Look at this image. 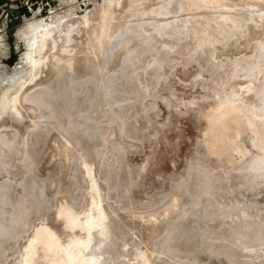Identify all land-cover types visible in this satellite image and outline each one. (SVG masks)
<instances>
[{
	"label": "bare ground",
	"instance_id": "1",
	"mask_svg": "<svg viewBox=\"0 0 264 264\" xmlns=\"http://www.w3.org/2000/svg\"><path fill=\"white\" fill-rule=\"evenodd\" d=\"M119 2L105 0L94 11L86 10L84 16L79 18H75L76 10L73 9L68 15L74 17L70 22H66L67 18L62 20L55 16L50 25L38 20L31 23L28 29H24L26 20L33 19L41 9H34L27 16L26 10L19 11L12 7L13 0L9 4L0 3V28L5 29L4 37L9 42L8 58L1 62L11 65L10 68L14 67L21 61L22 52L27 50L24 62L30 68V74L18 82L13 94L20 104V129L11 130L7 126L0 129V169L10 161L13 165L11 170L15 173L20 171L19 164L14 162L17 159L16 154H13L15 146L20 143L22 129H30V124L39 116L42 120L35 122V128L28 134L25 160L38 161L39 153L44 150L47 152L49 148L50 134L56 132L52 140L53 158H60L67 164L73 162L70 170L67 169L69 172L64 174L63 163H60L52 175V182L47 179V185H44L50 193L48 196L44 193L43 198L54 206L56 196L65 192L80 202V208L69 210L63 206V209H58L57 216L48 225L41 223L31 228L27 243L23 244L16 259L7 264H36L35 256L39 253L45 258L43 264H154L155 255H148L147 249L163 232V224L157 220L138 219L136 226L144 229H140L142 243L139 245L132 241L127 244L124 242L126 233L122 232L125 230L128 235L130 230L117 219L111 221L112 230L103 228L104 232L98 236L96 222L100 221L102 207L98 203H102V196L98 193L99 188L94 186L92 177L103 173L92 172L89 166L95 168L110 163V188L125 192L130 201H137L129 183L135 184L151 163L147 161L149 165L143 164L147 166H134L127 157H119V152L110 156L105 151L104 143L99 141L102 119L117 121L130 138L140 137L142 129L139 130V122L144 119L156 134L147 135L157 137L163 127L171 124L172 117H169V121L164 120L168 123L160 124L154 115V108L157 107L153 108L150 98L155 96L170 112L173 108L176 110V105L157 87L160 83L167 86L172 77H178L179 70L173 72L176 58L188 55L191 51H197L193 59L201 71L192 77V81L200 83L212 93L202 97L204 100L211 97L214 102L206 106L203 113L205 123L186 156L183 171L171 175L161 195L168 192L172 181L182 180L183 184L192 187L194 207L201 209L199 216L203 211H223L221 206L228 202H234L230 209L233 214L228 213L227 217L215 218L208 223L204 221L207 223V233L198 229L195 220L178 222V226L172 228L174 235L170 233L175 242L165 253L172 257H186L199 264H264V203L257 198L264 192V6L254 0H128L124 3V12L127 14L124 18H140L135 25L128 26L125 23L116 24L118 19L115 9ZM49 10H46L47 13ZM91 19L95 22L90 28ZM148 29H151L150 33ZM211 30L215 33L213 37L210 36ZM145 36L148 37V49L151 52L141 58L140 67L137 68L129 60L123 59L125 45L131 38L139 40L138 43H145ZM184 38L185 41L177 47ZM245 39L256 44L255 55L250 60L257 59V66L250 69L248 65L244 72L236 68V73L221 83L206 81L205 74L213 76L217 72L214 66L221 42L234 45ZM72 41L76 44L80 42L82 46L75 47ZM17 46H21L18 57L8 63L12 48ZM74 50L83 53L80 60L70 59L67 67L50 73L49 65L58 60L59 52L71 53ZM13 73L16 72L13 70ZM242 77L247 80L239 82ZM10 97V94L4 95L0 105L2 123L9 121ZM26 101L40 111L38 115L30 111ZM82 102L86 103L85 108ZM109 102L126 103L127 109L121 111V106H116L109 108L107 113L105 107ZM193 104L187 101L185 108L192 110ZM76 113L78 118L73 117ZM75 133H78V137ZM59 134L63 138H74L75 146L68 144L65 139L61 143ZM76 151L81 154L72 156ZM88 184L89 194L87 200L83 201L81 191ZM204 186L208 188L203 189ZM19 193L21 205L15 207L16 204L13 205L11 200L7 202L10 198L5 201L12 204V207L6 206L7 212H14L0 227V241L7 240L15 233L21 223V213H27L28 206L26 211L22 210L23 202L26 201L23 198L24 191ZM161 200L154 198L147 202L153 201L155 205ZM180 207L181 203L176 201L164 214L165 220L178 215ZM72 211H75L74 214ZM241 215L244 219L235 218ZM129 218L124 219V222H128ZM213 240L218 242L211 243ZM245 250L255 252L254 256L245 254ZM3 262L0 257V264ZM164 263L172 264L167 260Z\"/></svg>",
	"mask_w": 264,
	"mask_h": 264
},
{
	"label": "rangeland",
	"instance_id": "2",
	"mask_svg": "<svg viewBox=\"0 0 264 264\" xmlns=\"http://www.w3.org/2000/svg\"><path fill=\"white\" fill-rule=\"evenodd\" d=\"M104 1L105 0H98V1L97 0H74V1L73 0H45V1L44 0H13L12 7L18 9L19 11H21V9H26L28 12H32L34 9H41L33 19L29 21L26 20L24 29L25 28L28 29L31 23L38 20L45 21L46 25H50L53 23V17L55 16L60 17L62 20H65L67 18L66 22H70L73 20L74 17L68 15L72 12L73 9L76 10V13L74 14L76 16L75 18H79L84 16V12L86 10L94 11V9ZM127 1L128 0H120L119 5L115 9V16L116 19H118V21H116V24L125 23L128 26H131V25H135L136 21L140 19L139 17L136 18L133 16L124 18V16L127 15L124 12V5L126 4ZM254 1L264 6V0H254ZM82 5L86 7L85 10L83 9ZM42 9H50L48 11V15L46 16L42 15V11H43ZM10 13L14 15V12H10ZM199 15L201 16V14ZM91 21L92 23L89 26L90 28L92 27V24L95 22L93 19H91ZM4 30L5 29L3 27L0 28V105L4 98V95L10 94L11 97L9 100L10 101V113L8 116L9 121L7 123L0 122V129L7 126L11 130L13 129L19 130L21 126L19 123L20 104L15 98V95L13 94L16 91L18 82L23 77H26L27 75L30 74L29 71L30 68L24 62V58H26L28 51L26 50L22 52L21 54L22 59L20 61L21 63L18 61V63L15 64L14 67L10 68L11 65H7L1 62L2 60H6L8 58L9 42L7 41L6 37H4L6 36L5 34L6 31ZM148 32L150 33L151 29H148ZM214 35H215L214 31L211 30L210 36L213 37ZM145 39H146L145 43L147 42L146 44L142 42L138 43L139 40L134 38H131L126 41V45H125L126 54L124 53L123 59L129 60L131 64H134L135 67L137 68L140 67L139 62L141 58H143V56L148 55L151 52L149 51L150 49H148L150 47L148 37L145 36ZM185 39L186 38L182 39L177 44V47L178 46L180 47L181 44L185 41ZM73 43L74 41L71 42V44ZM145 45L148 46H146V48L142 47ZM255 45H256L255 42H252L249 39L241 40L234 45H230L227 42H221V50L216 55V59H215L216 64L214 66V71L217 72L213 76L205 74L204 77L206 81L209 82V80L211 81L214 80L221 83V81H224L226 78L233 76V74L236 73V68L242 72H244L247 69L248 65L250 69L255 68L257 66L258 60L257 59H254V61L250 60V58L255 55ZM73 46L81 47L82 44L80 42L78 44L74 43ZM84 48H86V46ZM20 49L21 46L12 48L11 55L8 59V63L13 62L18 57ZM194 52L195 51H191V53L188 55H182V56L180 55L178 58H176V62L174 64L175 67L173 66V72H177L179 70L177 73L179 74L178 77H172L167 86H162L161 85L162 83H160L159 86L157 87V89L163 90L165 96H167L170 99V102L173 105H176V110L173 108L170 112L168 107L162 101L160 102V100H157L155 96H152L150 98V102H152L153 108L154 107L159 108V109L154 108V110L157 112L156 113L154 111L156 120L160 122V124H163V122L168 123L169 117L171 116L172 117L171 120L173 122V123L171 122V124H169L168 126L163 127L160 133L157 135V137L152 136L153 134L156 135L154 133V129H150L147 120L144 119H140L139 122L140 124L139 130L141 129L142 130L140 133V137L138 138L127 137L126 134L121 130V126L117 121L109 120L108 118L107 119L105 118V120L102 119V123H101L102 127H100L101 135L99 136L100 137L99 141L104 143L105 151L108 152L110 156L116 153L118 154L119 152L118 154L119 157H121V155L124 156L125 158L127 157L128 162L129 163L132 162V164L131 163L130 164L131 165L134 164V166H147L149 161H150L149 164L151 163L150 165L148 164L149 166L147 170L142 172V177H140V179H138L135 182V184L128 182L130 188H132L133 190V195L137 201H130L128 198H126L125 192H121V191L118 192L117 190L110 188V184H112V182L110 181V171H109L111 167L110 163H108V165H99L95 168L89 166V169L92 172L98 171L100 173H103L101 175L102 177L100 175H97L94 178L92 177L94 186L97 189L99 188L98 193L102 196V203L101 202L98 203L99 207L100 205L102 207L101 214L99 216L100 221L96 222V224L98 225V236L99 235L101 236V233L104 232V230H102L103 228L109 227V229L112 230L113 223L111 221L117 219L116 221L123 223L124 224L123 226H126L130 230V233L128 232L129 233L128 235L130 236L127 235V231L125 232V230L123 229L124 232H122L121 230L123 234L126 233V235H124V242L127 244L132 241L134 244L139 245L140 243H142V236L140 229L142 230L144 229L143 227L136 226L138 219L145 218L146 220H153V221L157 220L159 223L163 224L164 227L163 232L154 239L152 245H150V247H148L147 249L149 250L148 255L150 256L152 254L155 255L154 264H167L164 263L165 260L170 261V263L172 262V264H182V263L199 264L196 261H192L186 257L185 258L172 257L170 256V254L165 253L168 247L173 245L175 242L172 239L173 237L172 235H174L172 228L177 227L178 226L177 224H179L180 222L187 223L189 221L195 220L196 224L198 225V229L200 228L204 231V233H207L206 232L207 231L206 224L208 223L207 221H210L215 218L227 217L229 215L228 213L233 214V212H230V209L234 205V202H228L221 206V209H223V211L221 210H217V212L203 211L202 215L199 216V211H201V209L194 207L195 202L193 200V195L191 193L192 187L187 185V183L183 184L182 180L172 181L168 192L164 196L161 195L163 193V190L166 188V186H168L169 178L172 177L171 175L172 174L178 175L180 172L183 171L184 166L186 165V156L190 153V149L192 148V145L197 141V138L200 134V128L205 123L203 113L206 111V106L209 103L214 102L213 101L214 98L211 97L207 101L204 100L202 97L208 94L211 95L212 93L206 91L200 83L195 84L192 81V77L196 76L198 74V71L199 73H201L198 64L194 62L195 61L193 59ZM59 54L60 57L58 58V60L56 62H52L49 65L50 73L54 71H60L61 69L67 67V62L70 59L80 60L81 56L83 55L82 52L79 54L76 53L75 50L74 52L71 53L59 52ZM13 70L16 73H13ZM20 70L22 71V73H17V71L19 72ZM5 74L6 76H4ZM243 75L244 74H241V76ZM245 79L247 80V78L242 77L238 81L241 82L244 81ZM187 101L188 103L189 102L195 103L192 105V110L188 111L185 108V104H187ZM26 103L32 113H34L35 115L39 114L40 111L34 109L33 105H31V102L29 103L28 101H26ZM81 104L83 105V108L86 107V103L82 102ZM116 106H121L119 108L121 111H125L127 109L126 103L109 102L106 104L105 107L107 110L106 112L108 113L109 108L111 109ZM199 111L200 113H198ZM106 112L105 114H107ZM74 115H73L74 118L76 117L78 118L77 113ZM73 117L71 116V118ZM166 119H168V121H164ZM41 120H42L41 117L39 116L35 117V122H40ZM35 122L30 124V129H24V130L22 129L20 134V143L19 145L15 146V151L13 152V154L15 153L17 155V156L15 155V158L17 159H15L14 162L16 164H19V168L21 172L17 171L16 173L18 174H16L14 170H11L13 169V165L11 164L10 161L4 163L6 164V166L3 165V168L0 169L1 170L0 171V227L4 226V224L6 223L5 222L6 218H9L14 212L12 210L11 211L9 210L7 212L6 206L7 208L12 207L11 203H13V205L16 204L14 205L15 207L17 205L18 206L21 205V202L19 201L18 198L20 197L19 192L21 190L24 191V195H25L23 197L24 201L25 200L27 201V202L26 201L23 202L25 207L22 205L23 208L22 207L21 208L22 210L24 209V211H26V206H28L27 213L26 212L21 213L20 216L21 223L17 226L16 228L17 230L15 231V233H13L12 236L7 240L5 239L0 241V257H2V259L4 260L3 264L5 263L7 264L11 260L16 259V255L19 253L20 249H22L23 246L27 243L28 240L27 237L29 236V233H31V228H33L36 224L43 223L48 225L57 216V210L63 209V206L64 208H67L69 210L80 208L78 207L80 206V202L74 200L73 198H70L65 192L58 194L56 196L54 206L49 201H46L43 198L44 193L45 195L50 193L47 192V186H45L46 187L45 188L44 185H47L48 180L52 182L53 173L56 172L60 163L63 162L60 158L57 159L53 158L54 147L52 146V142H53L52 140L56 132L51 133L49 136L50 145L47 152L44 150L43 152L39 153V156L36 159L39 162L35 160L34 162L25 160L28 134L32 128H35ZM111 126L115 128L112 129ZM146 127L147 128L149 127L151 131ZM116 128L118 129L117 131ZM149 133H153V134L149 136L147 135ZM59 136L61 135L59 134ZM75 136L78 137V133H75ZM141 136L144 137V139ZM177 136H179L178 142L176 141V139L178 138ZM67 137L63 138L61 136V140L65 139L68 142V144H71L74 147L75 146L74 143L76 142V140L70 137L69 140ZM180 137H182V139H180ZM63 140L61 143H64ZM122 142L124 143V146ZM125 142H127V144ZM112 145L113 147L114 146L116 147L113 148ZM79 154L81 153H78V151H76L72 154V156H77ZM153 155L155 158L153 157ZM152 160H154V162ZM26 162L27 165H24ZM35 163L38 164L36 165ZM144 163L147 164L143 165ZM30 164L34 166H31ZM61 165H62V173L64 174L66 173V171L69 172L71 165H73V162L70 164L64 162ZM30 167H32V169ZM25 168H27V170L29 171L30 170L33 171V168H35L33 171L34 173L32 174L31 171H30L31 173L28 172ZM68 168L69 170H67ZM35 172L37 173L35 174ZM20 174L22 175V177ZM8 175L10 177H8ZM17 175H19V177ZM156 176H158L159 178ZM35 186L36 188H34ZM39 187H41V189ZM89 187L90 186L88 184V186L83 188L81 191L83 196L82 198L83 201L87 200L89 194L88 191ZM122 187L125 189L128 188L127 185H122ZM207 188L208 186L203 187V189H207ZM197 191L203 192V190L201 189H197ZM7 194H9L10 196ZM26 195L28 196V198ZM154 198L156 199L162 198V200L155 205L153 204V201L147 202L148 200ZM257 198L261 201V203H264V192H262ZM7 199L9 200L7 201ZM5 201L7 202L10 201L11 203H7ZM176 201L181 203V207L179 209L178 215L165 220L166 217L164 214L172 205L175 204ZM1 203H3V205ZM74 212L75 211H72L73 214ZM129 216L131 217L129 218V221L124 222V219H126ZM241 216L235 218L237 220L244 219V216L243 218H241ZM204 218L207 220H204ZM204 221H206L207 223ZM61 233H63V231ZM163 240H164V244L162 243ZM216 242H218V240L215 241L213 240L211 243L215 244ZM244 253L250 256H254L255 254V252L249 250H245ZM177 260L180 262H178ZM35 262L36 264H43L45 262V258L41 255V253L35 256Z\"/></svg>",
	"mask_w": 264,
	"mask_h": 264
},
{
	"label": "water",
	"instance_id": "3",
	"mask_svg": "<svg viewBox=\"0 0 264 264\" xmlns=\"http://www.w3.org/2000/svg\"><path fill=\"white\" fill-rule=\"evenodd\" d=\"M45 1V0H44ZM0 3L1 4H9L10 3V0L9 1H7V0H0ZM13 4V3H12ZM5 8H7V7H4V9ZM24 10H26V9H24ZM47 9H44L43 11H42V15H47L48 13H47V11H46ZM26 12H28L27 10H26ZM32 12H28V14H27V16H30V14H31ZM15 15V14H14Z\"/></svg>",
	"mask_w": 264,
	"mask_h": 264
}]
</instances>
